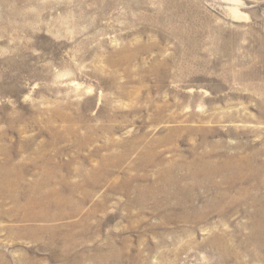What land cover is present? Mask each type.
Wrapping results in <instances>:
<instances>
[{
	"label": "rangeland",
	"instance_id": "obj_1",
	"mask_svg": "<svg viewBox=\"0 0 264 264\" xmlns=\"http://www.w3.org/2000/svg\"><path fill=\"white\" fill-rule=\"evenodd\" d=\"M0 264H264V0H0Z\"/></svg>",
	"mask_w": 264,
	"mask_h": 264
}]
</instances>
